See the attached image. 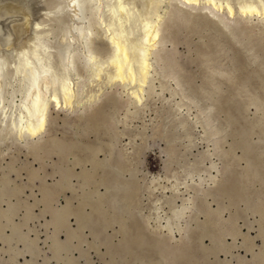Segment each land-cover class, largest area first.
I'll return each mask as SVG.
<instances>
[{
	"label": "rangeland",
	"instance_id": "1",
	"mask_svg": "<svg viewBox=\"0 0 264 264\" xmlns=\"http://www.w3.org/2000/svg\"><path fill=\"white\" fill-rule=\"evenodd\" d=\"M46 1L36 50L58 79L69 76L56 36L69 18ZM118 4L105 19L138 33L135 9ZM156 4L150 97L127 104L102 73L75 108L51 105L37 138L0 133V264H264V24L201 3ZM98 29L91 46L103 57ZM24 39L0 48L8 99L25 87L12 52Z\"/></svg>",
	"mask_w": 264,
	"mask_h": 264
},
{
	"label": "bare ground",
	"instance_id": "2",
	"mask_svg": "<svg viewBox=\"0 0 264 264\" xmlns=\"http://www.w3.org/2000/svg\"><path fill=\"white\" fill-rule=\"evenodd\" d=\"M37 1L38 0H0V48L1 47L2 49H4V47L10 48V45L12 44V41L14 39L16 40V38L18 39V37H20L21 35H25V39L23 40L21 46L15 48L14 51H12L14 52L17 61V65L14 69L15 73L16 74L19 73L20 75H22V77L24 76L25 78L24 81L25 87L22 90H19L20 94L18 98H15L14 96L12 97L10 96L11 98L8 99V97L6 98L5 95H3L4 94L3 91L4 92L6 91L4 89L7 85L6 82L7 80L5 77L6 68L5 65H3L2 62L0 61V133L5 130L7 133V137H9L10 134H12L18 137V139L19 138L33 139L35 137L37 138V136H39L44 130L47 121V114L49 107L52 105L53 107L56 108L60 106H63L65 108H73V107L75 108V106L80 103V99H79L81 93L80 91H82L85 87H88L89 85L88 82H93L94 80H99V79H100L99 82L100 81L102 82V78H103V76H101L102 73H105L106 75V80H105L106 85L109 86L117 85L122 91L126 92V94L128 95V98L126 100L127 104H132V105L139 104L143 100L145 95L149 94L150 91H153L155 89L153 88L154 87L153 71H155L154 63L156 62V59L159 57L158 55H160L159 54L160 52L156 51V44L159 43L158 36L160 32L159 30L160 23L157 18L160 15L159 16L157 15L155 19H150V14L152 12L151 10L152 7L156 4L157 0H118L119 3L118 8L121 14H123L122 12L126 11L127 6L130 7L132 6V8L135 9L137 18L140 22L139 32L136 34L126 32L122 28L119 29L120 27L118 29H115L111 24L113 21H111L110 23L107 21V19H105V14H104L106 8L105 6L107 5V3H110L112 0H59L58 1L59 6L56 4L58 7L56 8L55 11H57L58 13L61 12L66 13L68 15L69 22L67 23L65 29H62L56 35L57 46H59L58 54L61 64L63 65L65 70L69 73V76H65L58 79H55L52 76V74L49 72V69L45 67L46 64H44V66L41 65L42 62L41 59L39 58L40 54L39 55L37 54L38 52L36 48L39 46V44H37L38 38H44V37H39L40 34L38 35V32L45 35L44 34L45 30L44 32L43 30L38 31V29L42 26V21L40 22L39 20L41 18L39 19L36 16L38 10L37 7H39L38 5H40L39 3L37 4ZM182 1L183 4L185 3L188 6L201 3L204 5V7H212L211 8L212 10L210 9L211 12L213 11L220 13L226 12V14L229 15L231 19L235 16H239V19L246 20V22L247 20L256 19L257 22H261L262 24H264V0H238V1L233 0L235 2H231L230 0H182ZM77 4L78 6H80L82 11L79 10L80 8H78ZM112 5L116 6V3ZM112 7L113 6H111V8ZM110 12H112V10H110ZM126 16H128V14ZM126 16H124V19H127ZM216 16L218 15L215 13V17ZM121 17L120 14H118V12L114 14V18H121ZM222 21L224 23V20ZM115 25L117 26V23ZM227 26L230 28L235 27L233 22L228 23ZM97 28L101 30L100 31L98 29V31L101 32L104 40L108 45L107 53L103 57H101L100 55L98 56V53L95 52L96 49L94 51V49L91 46V40H92L91 38L93 34L94 36L96 35L95 31ZM103 48H101L102 51L105 50ZM54 56L56 55L54 54ZM76 62H79L81 64L82 69L84 70L85 75L83 77L80 76L78 73L77 75L76 74L73 75L75 71L78 72L77 71L78 69L76 68L77 67ZM85 83H87L88 85L84 86ZM103 85L105 86L104 83ZM102 86H101V90H102ZM96 94L94 96H96ZM148 97H150V94L148 95ZM94 98L97 99L96 97ZM91 100L92 97L90 100L88 99L87 102ZM85 101H83V103ZM93 101L91 103H93ZM0 142L2 144V141ZM97 149L99 150V148ZM174 179H176V177ZM167 181H169V179ZM159 204L161 203H158V205ZM176 208L178 209V207ZM156 214L157 216L160 215L158 213Z\"/></svg>",
	"mask_w": 264,
	"mask_h": 264
},
{
	"label": "water",
	"instance_id": "3",
	"mask_svg": "<svg viewBox=\"0 0 264 264\" xmlns=\"http://www.w3.org/2000/svg\"><path fill=\"white\" fill-rule=\"evenodd\" d=\"M77 6H78V4H77ZM78 8H80V6H78ZM79 10H80V11H82V9H81V8H80Z\"/></svg>",
	"mask_w": 264,
	"mask_h": 264
}]
</instances>
